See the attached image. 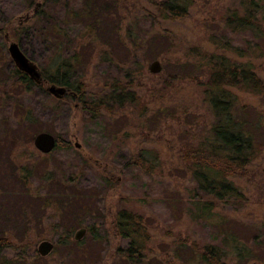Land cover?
<instances>
[{
	"label": "rangeland",
	"instance_id": "rangeland-1",
	"mask_svg": "<svg viewBox=\"0 0 264 264\" xmlns=\"http://www.w3.org/2000/svg\"><path fill=\"white\" fill-rule=\"evenodd\" d=\"M85 1L61 0L54 6L43 0H0V30L7 29L0 32V239L9 243L1 250L0 264H125L116 254L127 244L114 227L121 210L142 217L152 237L146 260L154 264H201L196 253L205 245L230 249L223 245L222 232L250 250L248 259H231L230 264H264V96L236 92L238 109L245 106L239 115L257 126L254 132L262 144L258 157L238 178L242 202H217L209 218H198L197 198H192L196 185L181 159L184 149L196 145L214 119L202 97V82L212 67L205 57L215 53L232 57L229 45L243 49L248 42L264 47L249 33L227 28V14L240 12V0H193L185 17L160 22L151 16L157 11L153 4L161 0H118V8L109 7L101 17L107 33L97 47L87 49L73 78L84 83L86 99L92 100L108 93L106 86L115 80H128L131 72L138 101L115 107L112 114L101 111L95 118L73 91L57 99L47 93L48 83L38 87L33 81L36 85L28 92L22 85L13 87L9 78L17 69L7 52L9 42L20 45L40 73L53 64L52 53L39 36L45 24L34 22L36 12L40 8L48 12V24L58 22L73 40L83 32L75 24L86 23L65 19L68 25L62 19L67 7L80 9ZM117 24L121 38L127 39V33L145 38L146 48L133 54L118 44L109 31ZM72 49H65L66 58ZM155 60L161 70L151 73L148 68ZM261 63L258 74L264 79ZM5 79L10 82L4 85ZM24 114L32 122L18 124ZM42 132L54 136L62 148L47 154L38 151L33 140ZM142 151L151 173L131 163ZM60 179L66 182L65 190ZM77 191L85 195L81 203L87 213H79L72 198L68 203L65 194ZM55 194L64 198L63 211L46 205L49 195ZM77 219L82 225L73 229L69 240L74 241L81 228L86 232L79 250L69 255L57 241L66 238ZM91 226L97 239L88 230ZM42 241L56 247L45 257L37 253ZM36 255L42 259L36 260Z\"/></svg>",
	"mask_w": 264,
	"mask_h": 264
},
{
	"label": "trees",
	"instance_id": "trees-1",
	"mask_svg": "<svg viewBox=\"0 0 264 264\" xmlns=\"http://www.w3.org/2000/svg\"><path fill=\"white\" fill-rule=\"evenodd\" d=\"M43 2L45 5L47 3L54 6L61 4V0H43ZM118 2V0H86L80 9L67 7L62 22L65 21V24H68L65 20L68 19L86 23L75 24V26H82L83 32L73 40L69 39L65 28L60 26L58 22L48 24L49 13L42 8L34 15V22L45 24L39 29L41 33L39 36L44 40V44L47 50L51 51L53 58L51 68L47 67L41 70L42 84L63 86L71 92L73 91L72 93L75 96L77 95L78 101L82 103V108L92 118L99 115L101 111L112 114L115 107L120 109L127 104L138 101L137 95L131 89V72L126 74L125 78H128V80H125V82L115 80L112 84L106 86L109 87L108 93L96 95V98L92 100L86 99L87 89L84 83L74 81L73 78V71L83 63L84 53L87 49L97 47L98 40L104 33H107V29L101 23V17L107 15L108 10L111 9L109 7L114 8V10L118 8ZM192 4L193 0H161V2L153 4L157 11L155 12L156 16L152 15L151 17L159 22L179 20L188 14ZM240 7L242 8L240 12L233 10L227 14V28L233 32H247L250 36L252 35L253 39L264 42V0H240ZM103 9L106 11L104 12ZM118 25L116 28L112 27V30H109L112 36L117 38L118 44L123 45L129 53L132 49L133 54H137L146 48L145 38L134 37L131 33H127L125 36L127 39L121 38ZM5 30L7 29L3 28L0 32L4 33ZM14 34L15 31L12 35ZM82 39L84 41H81ZM75 46H78V49ZM71 47L73 48L71 50L72 54L66 58L64 56V54H67L65 49H71ZM227 50L230 55L232 54V57L225 58L217 53L211 57H208V55L205 57V62H210L212 67H210L206 79L202 82V97L210 108L214 119L206 135L196 145L185 148L181 155L183 164L189 170L196 185L192 195L193 200L197 198L194 202L195 215L203 219H205V216L209 218L213 211L212 207L217 202H242L244 200V194L237 185L238 178L244 174L262 149V144L257 141L254 132V128L257 126H252L239 115V110L245 109V106L238 109L236 92L241 90L248 95L264 96V79L258 74V68L263 63L261 61H264V47L258 44L251 45L247 42L243 49L229 45ZM215 52H219V50ZM197 69L200 70V66ZM139 72L140 68H137L136 73ZM9 75V78L13 80V87L22 85L24 90L30 92L32 87L36 85L26 74L19 72L17 69L11 70ZM2 82L8 84L10 80L5 79ZM18 122V124L31 123L32 119L28 117V114H24L21 116V122L20 120ZM64 147L68 149V146ZM60 148L62 146L57 143L55 149ZM131 163L148 173L152 171V165L148 163L143 151L134 156ZM22 181L25 183L24 177ZM58 181L60 182L59 186H62L65 190L66 182L63 179ZM67 181V183H71L70 181L73 180L69 178ZM78 191L71 195L65 194V196L68 203H72L70 200L72 198L75 203L79 204V213H87L86 205L81 203V199L85 195ZM60 195H49L50 200L46 201V205L52 204L58 211H63V208H65L64 198ZM78 219L73 222L71 228L67 229L66 238L57 241V245L69 255L74 253L73 250H79L83 244L81 240H69L73 229L82 225ZM114 227L116 234L127 241L124 248L117 249L116 254L120 260L125 264L155 263L153 260H146L145 252L152 237L142 217L121 210L115 217ZM88 230L90 234L94 235L95 239L98 238L96 229L93 226L88 227ZM222 233L223 245L228 246L230 249L227 250L217 244L205 245L196 253L201 264H230L231 259H248L250 250L246 248L247 245L237 239L230 238L224 232ZM7 248H9L8 240L0 239V253L2 249ZM55 249L56 247H54ZM35 258L36 260L42 259L37 255Z\"/></svg>",
	"mask_w": 264,
	"mask_h": 264
},
{
	"label": "water",
	"instance_id": "water-1",
	"mask_svg": "<svg viewBox=\"0 0 264 264\" xmlns=\"http://www.w3.org/2000/svg\"><path fill=\"white\" fill-rule=\"evenodd\" d=\"M28 19L29 16H26L24 18V21H27ZM7 52L19 72L26 74L35 83L42 84L41 73L38 66L25 55V53L20 49L19 45L16 42H9ZM148 69L151 73L160 72L161 66L159 61H153L149 65ZM46 91L57 99H62L66 96V94L68 95L69 93V90L66 87L57 85L48 86ZM33 144L38 151L43 154H47L54 150L56 146V140L51 134L42 132L35 136ZM85 232L86 230L84 228H81L74 235V239L76 241H80ZM53 249V243H51L50 241H42L37 246V253L38 255L45 257L49 255L53 251Z\"/></svg>",
	"mask_w": 264,
	"mask_h": 264
},
{
	"label": "flooded vegetation",
	"instance_id": "flooded-vegetation-1",
	"mask_svg": "<svg viewBox=\"0 0 264 264\" xmlns=\"http://www.w3.org/2000/svg\"><path fill=\"white\" fill-rule=\"evenodd\" d=\"M5 40L9 42V38L8 36H5ZM9 44V43H8Z\"/></svg>",
	"mask_w": 264,
	"mask_h": 264
}]
</instances>
